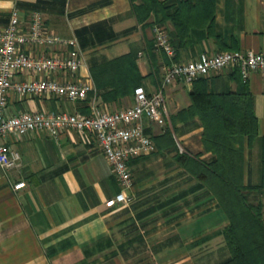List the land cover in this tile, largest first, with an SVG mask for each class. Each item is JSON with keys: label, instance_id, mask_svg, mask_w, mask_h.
<instances>
[{"label": "crops", "instance_id": "1", "mask_svg": "<svg viewBox=\"0 0 264 264\" xmlns=\"http://www.w3.org/2000/svg\"><path fill=\"white\" fill-rule=\"evenodd\" d=\"M140 3L0 0V27L8 23L13 9L25 17L38 11L50 32L77 40L83 61L75 74L57 72L52 78L82 80L91 77L94 66L130 54L142 76L140 86L153 92L169 59L154 45V13L138 21L133 5ZM166 3L172 5L169 13L178 6L176 0ZM210 4L207 10L195 5L189 11L182 9L187 20L181 35L170 19L161 23L174 47V61L226 50L264 51V0H212ZM203 80L212 94L235 92L242 82L251 94L256 135L250 140L241 137L232 158L243 194L260 206L264 223V69L243 79L238 67H227L209 72ZM194 86L178 80L165 87L168 119L164 125L143 118L144 131L156 150L129 159L132 200L126 205H105L119 185L92 135L64 130L57 137L44 131L8 136L5 141L18 151L20 160L10 169L0 167V264H218L227 259L223 231L229 219L205 177L184 166L188 158L203 163L215 159L202 141L201 120L190 108ZM106 90L94 86L83 100L10 93L6 110L8 114L77 111L89 115L93 106L112 111L133 104V92L105 100ZM20 182L24 185L15 189Z\"/></svg>", "mask_w": 264, "mask_h": 264}, {"label": "built area", "instance_id": "2", "mask_svg": "<svg viewBox=\"0 0 264 264\" xmlns=\"http://www.w3.org/2000/svg\"><path fill=\"white\" fill-rule=\"evenodd\" d=\"M154 45L169 59L164 66L161 81L153 92L142 86L133 91V104L117 110L92 107L91 114L77 111H21L7 113V95H54L69 100H83L94 90L90 76L78 81H59L51 75L57 72L75 74L83 61L74 37L66 38L50 32L38 11L27 17L19 10L10 12L8 23L0 27V167L10 169L18 165L20 155L5 141L8 136L18 138L28 132L44 131L57 137L64 130H73L80 136L92 135L117 179L119 191L105 201L107 207L128 204L133 179L128 161L156 150L145 133L142 120L164 125L168 112L164 98L167 85L181 80L190 84L211 71L238 67L246 79L251 71L264 69V51L226 50L216 54L202 53L188 61H174V47L166 27L155 23L152 27ZM21 75H35L19 78ZM24 185H14L18 189Z\"/></svg>", "mask_w": 264, "mask_h": 264}, {"label": "trees", "instance_id": "3", "mask_svg": "<svg viewBox=\"0 0 264 264\" xmlns=\"http://www.w3.org/2000/svg\"><path fill=\"white\" fill-rule=\"evenodd\" d=\"M166 1L141 0L140 4L133 5L138 21H144L153 12L158 24L170 19L181 35V28L187 20L182 9L189 11L195 5L207 10L212 0H176L178 6L172 13L168 11L172 5H167ZM91 77L97 90L107 89L102 93L105 100L132 93L142 80L130 54L94 66ZM192 83L195 86L190 94V108L201 120L202 141L215 159L211 163H203L188 158L184 160V166L190 172L205 177L229 219L223 231L229 257L218 264H264V223L260 206L245 198L244 188L236 179L237 164L232 158L236 150L234 144L241 137L247 136L250 140L256 135L251 94L245 89L244 82L243 87L235 92L221 94L207 92L203 77ZM167 136L172 143L169 133Z\"/></svg>", "mask_w": 264, "mask_h": 264}]
</instances>
